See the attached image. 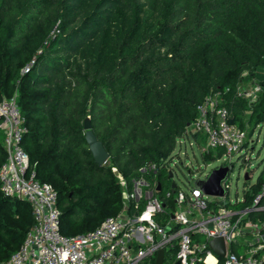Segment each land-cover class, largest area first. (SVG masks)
<instances>
[{"label": "trees", "instance_id": "16d2710c", "mask_svg": "<svg viewBox=\"0 0 264 264\" xmlns=\"http://www.w3.org/2000/svg\"><path fill=\"white\" fill-rule=\"evenodd\" d=\"M258 66L264 0H0V101L15 99L28 127L23 148L56 190L67 235L119 212L112 168L130 188L153 177L144 168L155 163L169 184L176 140L211 92H222L240 128L264 124V81L251 104L237 94ZM87 116L108 165L88 148ZM4 158L0 138V165ZM262 184L264 164L252 191ZM32 224L29 204L0 192V262Z\"/></svg>", "mask_w": 264, "mask_h": 264}, {"label": "built area", "instance_id": "2783aa9c", "mask_svg": "<svg viewBox=\"0 0 264 264\" xmlns=\"http://www.w3.org/2000/svg\"><path fill=\"white\" fill-rule=\"evenodd\" d=\"M262 91L258 82L247 88L238 86L237 94L251 104ZM27 131L15 99L1 100L5 158L0 165V192L27 202L33 224L18 249L0 264H156L159 251L163 253L161 264H264V219L259 217L264 212V184L252 191L254 183L247 180L243 197L234 203L228 200L232 158L247 150L249 139L246 130L233 122L221 91L211 92L198 105L196 118L178 137L175 147L190 138L197 143L201 137L203 156L223 155L219 166H229L221 182L224 195H209L195 186V180L208 174L191 179L182 189L169 168L167 172L172 171L173 176L167 175L169 184L164 187L156 178L159 166L149 163L144 170L154 176L137 177L129 188L112 168L122 190L121 209L84 233L67 235L61 231L57 192L52 184L37 178L23 148ZM159 183L161 189L157 190ZM216 237L224 240L223 257L209 246Z\"/></svg>", "mask_w": 264, "mask_h": 264}, {"label": "rangeland", "instance_id": "374dc122", "mask_svg": "<svg viewBox=\"0 0 264 264\" xmlns=\"http://www.w3.org/2000/svg\"><path fill=\"white\" fill-rule=\"evenodd\" d=\"M264 81V66H258L255 70L254 79L246 78L240 83L239 88L250 87L255 83ZM248 110L245 115L249 114ZM246 121V117H245ZM247 139H249L247 150L241 152V156L232 158L233 167L230 170L227 182L230 184L228 200L234 203L236 199L243 197L245 187L244 173L248 174V180L251 183L256 181L257 176L264 164V124L247 123L245 128ZM2 141V136L0 134ZM252 141V142H251ZM192 142V146L189 145ZM204 143L203 138L197 137V143L193 138L186 140L183 144H177L171 154L169 165L166 170L171 168L174 171V180L177 186L185 189L188 182L197 176H206L210 170L219 166L224 159L220 153L203 156L201 146ZM244 156L247 160H244ZM206 157V159H205ZM109 161L106 162V165ZM168 183H164L167 187Z\"/></svg>", "mask_w": 264, "mask_h": 264}, {"label": "water", "instance_id": "95a60500", "mask_svg": "<svg viewBox=\"0 0 264 264\" xmlns=\"http://www.w3.org/2000/svg\"><path fill=\"white\" fill-rule=\"evenodd\" d=\"M83 128L85 130V140L87 142L88 148L92 154V157L98 165H104L109 160V154L103 146V143L98 140L91 129V123L89 116L85 117L83 120ZM229 171V166H218L210 170L206 178L197 179L194 181L195 186L200 188L204 193L209 195L222 196L225 191L221 186L222 180L227 176ZM172 171H168V177H172ZM248 174L244 173V180H248ZM174 187V183H172ZM157 190L161 189L160 183L156 186ZM210 248L218 257H223L225 253L224 240L221 237H216L209 241ZM162 251L158 252L156 258V264H161L162 262ZM177 264V263H176Z\"/></svg>", "mask_w": 264, "mask_h": 264}, {"label": "crops", "instance_id": "0c3cea01", "mask_svg": "<svg viewBox=\"0 0 264 264\" xmlns=\"http://www.w3.org/2000/svg\"><path fill=\"white\" fill-rule=\"evenodd\" d=\"M245 75V74H244ZM1 134V133H0ZM1 136H2V134H1ZM1 144H2V147H3V149H4V146H3V139H2V141H1Z\"/></svg>", "mask_w": 264, "mask_h": 264}]
</instances>
